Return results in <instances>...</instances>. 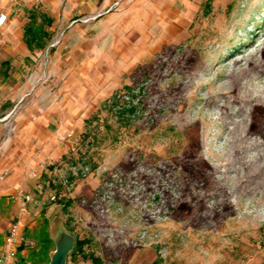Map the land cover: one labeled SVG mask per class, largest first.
I'll list each match as a JSON object with an SVG mask.
<instances>
[{"label": "rangeland", "instance_id": "374dc122", "mask_svg": "<svg viewBox=\"0 0 264 264\" xmlns=\"http://www.w3.org/2000/svg\"><path fill=\"white\" fill-rule=\"evenodd\" d=\"M194 15L94 102L62 158L23 171L45 214L19 264L51 260L42 242L62 229L103 264H264V0H198Z\"/></svg>", "mask_w": 264, "mask_h": 264}, {"label": "crops", "instance_id": "0c3cea01", "mask_svg": "<svg viewBox=\"0 0 264 264\" xmlns=\"http://www.w3.org/2000/svg\"><path fill=\"white\" fill-rule=\"evenodd\" d=\"M197 2L0 0V14L8 17L0 27V118L13 116L27 97L23 112L6 117L11 131L0 143V174L9 173L5 181H0V249H5L11 225L19 222L24 243L16 264L27 249L37 246L27 233L45 214L40 205L43 200L38 199L42 193L39 182L27 179L23 171L37 167L47 158H62L67 149L66 135L77 134L94 102L110 94L109 90L119 85L117 80L132 66L185 34ZM39 10L54 21L49 28L52 39L44 50L31 51L25 44L24 32L29 14ZM42 74V81L37 83ZM26 75L30 77L28 85L23 80ZM47 88L54 93L48 96L43 92L45 109L39 115L32 108L37 96ZM20 189L30 196L31 202L17 196ZM49 238L54 244V236ZM152 262L148 254H141L133 264ZM70 264L93 262L78 257ZM124 264L130 263L126 260Z\"/></svg>", "mask_w": 264, "mask_h": 264}, {"label": "trees", "instance_id": "16d2710c", "mask_svg": "<svg viewBox=\"0 0 264 264\" xmlns=\"http://www.w3.org/2000/svg\"><path fill=\"white\" fill-rule=\"evenodd\" d=\"M53 19L49 17L46 13H39L38 11H32L29 14V23L25 28L24 32V41L27 47L31 51L35 50H44L49 42L52 39V35L49 31V28L53 25ZM115 100V97H114ZM114 104V103H112ZM128 112H133L129 110ZM66 159V157H64ZM76 178L71 177V182ZM52 241L50 238H46L42 242L40 251L44 252L46 245H51ZM88 242L86 240H80L76 238V244L73 253L70 255L68 264L73 260H76L78 257L83 258L84 260H90L93 264H103V261L96 257L95 255H89L87 253ZM22 250V249H21ZM39 260L35 261L33 259L32 264H49L50 260L46 253L39 254Z\"/></svg>", "mask_w": 264, "mask_h": 264}, {"label": "built area", "instance_id": "2783aa9c", "mask_svg": "<svg viewBox=\"0 0 264 264\" xmlns=\"http://www.w3.org/2000/svg\"><path fill=\"white\" fill-rule=\"evenodd\" d=\"M8 17L0 14V27H3L7 23ZM3 120L0 119V123ZM72 144L77 143V139L69 135ZM9 176V173L3 172L0 174V181H5ZM37 175L33 174L32 178H36ZM17 196L26 203L31 202L30 196L24 193L22 190L17 191ZM24 243V237L22 235L21 226L19 222H15L11 225L9 232L5 239V249H0V264H16V260L20 249Z\"/></svg>", "mask_w": 264, "mask_h": 264}, {"label": "water", "instance_id": "95a60500", "mask_svg": "<svg viewBox=\"0 0 264 264\" xmlns=\"http://www.w3.org/2000/svg\"><path fill=\"white\" fill-rule=\"evenodd\" d=\"M58 240L54 237L56 250L49 264H68L70 255L73 253L76 237L62 229L58 232Z\"/></svg>", "mask_w": 264, "mask_h": 264}, {"label": "bare ground", "instance_id": "6f19581e", "mask_svg": "<svg viewBox=\"0 0 264 264\" xmlns=\"http://www.w3.org/2000/svg\"><path fill=\"white\" fill-rule=\"evenodd\" d=\"M239 70V69H238ZM245 72V71H244ZM257 74V73H256ZM229 83V82H228ZM237 83V82H236ZM235 86V85H234ZM237 88V87H236ZM198 89V88H197ZM244 89V88H243ZM255 95V94H254ZM259 95V94H258ZM257 95V96H258ZM259 97V96H258ZM228 98V97H227ZM257 99V98H256ZM262 100V99H261ZM230 102V101H229ZM245 102V101H244ZM258 105V104H257ZM243 111V110H242ZM241 136V135H240ZM234 146V145H233Z\"/></svg>", "mask_w": 264, "mask_h": 264}]
</instances>
